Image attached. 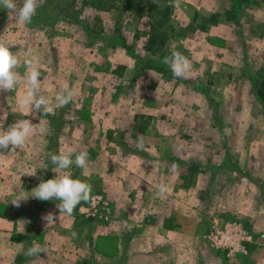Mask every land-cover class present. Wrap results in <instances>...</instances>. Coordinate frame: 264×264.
I'll return each instance as SVG.
<instances>
[{
  "label": "rangeland",
  "instance_id": "rangeland-1",
  "mask_svg": "<svg viewBox=\"0 0 264 264\" xmlns=\"http://www.w3.org/2000/svg\"><path fill=\"white\" fill-rule=\"evenodd\" d=\"M68 1L44 0L35 14L42 20L28 24L0 8V42L19 58L22 78L28 54L38 59L40 94L53 108H20L25 83L0 91V132L23 119L34 124L24 147L0 149V264H264V106L251 84L264 75V2L245 3L232 22L229 0H127L136 9L121 20L91 6L59 15L56 5ZM148 6L172 11L163 53L145 48ZM171 50L190 60L185 78L162 62ZM65 85L76 94L57 107ZM68 147L86 151L88 163L67 171L102 195L110 213L88 215L90 200L60 214L58 200L30 197L57 175L49 153ZM188 163L200 171L185 188ZM18 197L28 199L17 207ZM215 219L253 235L246 255L230 258L207 244ZM34 243L47 253L26 257Z\"/></svg>",
  "mask_w": 264,
  "mask_h": 264
},
{
  "label": "clouds",
  "instance_id": "clouds-1",
  "mask_svg": "<svg viewBox=\"0 0 264 264\" xmlns=\"http://www.w3.org/2000/svg\"><path fill=\"white\" fill-rule=\"evenodd\" d=\"M19 0H0V8L13 13L16 19L22 24L31 22L36 14L37 8L42 6L44 0H22V6H18ZM181 0H170L169 6L179 7ZM171 70L176 78H185L191 69L190 60L182 53L171 50L170 54L165 56L162 61ZM20 60L4 43L0 42V91H14L21 83L27 85L25 94L19 100L20 108H28L32 114L38 111L45 115L50 114L53 108L50 106L49 99L40 94V70L39 61L31 53L24 61L27 69L25 76L16 71ZM75 90L64 86L56 97V106L63 107L70 103L75 96ZM34 131V124L29 119L19 120L8 127L6 131L0 132V149H9L15 151L17 148L25 146L26 141ZM144 142L141 138L137 140V148L143 149ZM53 172L57 175L53 179L41 181L39 185L31 192L30 197L41 201L58 200L57 208L60 214L71 215L78 204L89 202L92 199V186L80 179L72 178L67 171L73 165L80 169H86L88 163V153L86 151H77L73 147L61 149L58 154L49 153ZM175 168V165H173ZM35 175V173H29ZM157 195L165 198L168 193V186L161 181L156 185ZM28 198L18 197L12 200V204L19 207L21 200ZM47 224L54 221V216L49 213L43 217ZM75 235V233H73ZM41 253H47V247L34 243L24 251L26 257H36Z\"/></svg>",
  "mask_w": 264,
  "mask_h": 264
},
{
  "label": "trees",
  "instance_id": "trees-1",
  "mask_svg": "<svg viewBox=\"0 0 264 264\" xmlns=\"http://www.w3.org/2000/svg\"><path fill=\"white\" fill-rule=\"evenodd\" d=\"M52 1V0H51ZM120 1V2H119ZM231 6L229 10H227V15L232 19V22H235V15L237 10L240 9L242 5L246 4H259L264 2V0H229ZM78 5V9H75ZM86 6L104 8L105 10L117 12L119 16V20L123 19L126 15L133 14L136 9L133 4H130L127 0H69L66 4L61 3V5H56L59 7V15L63 14L67 17H71L69 11H83ZM49 11H54V9H49ZM128 12H132L129 13ZM171 9L166 6L163 9H155L152 6L147 7V14L151 20V27L148 34V38L145 43V48L152 52H164L168 39L170 38L169 32L173 30L174 21L171 20ZM35 21H41L42 19L35 15ZM47 18L44 17V19ZM126 49L129 50L130 54L134 56L136 59L140 60V55H135L131 52V47L126 45ZM120 70L118 71V75H122L125 66H120ZM116 74V75H117ZM252 87L254 89V94L259 99L261 104L264 106V75L260 74L255 76L251 80ZM139 116V115H137ZM145 129L142 128V131ZM200 171V167L196 163H188L184 172L180 175V186L185 188H190L195 184L197 173ZM249 245V249H250ZM226 255V252L223 251Z\"/></svg>",
  "mask_w": 264,
  "mask_h": 264
},
{
  "label": "built area",
  "instance_id": "built-area-1",
  "mask_svg": "<svg viewBox=\"0 0 264 264\" xmlns=\"http://www.w3.org/2000/svg\"><path fill=\"white\" fill-rule=\"evenodd\" d=\"M100 209L110 213L109 202L99 194L93 195L88 205L82 207L88 215H96ZM205 239L210 247L225 251L230 258H235L248 253L249 245L253 242V235L240 222H220L215 219Z\"/></svg>",
  "mask_w": 264,
  "mask_h": 264
},
{
  "label": "crops",
  "instance_id": "crops-1",
  "mask_svg": "<svg viewBox=\"0 0 264 264\" xmlns=\"http://www.w3.org/2000/svg\"><path fill=\"white\" fill-rule=\"evenodd\" d=\"M209 229H210V226H209ZM208 232V231H207ZM206 232V233H207ZM207 242V241H206ZM208 244V243H207ZM250 244H252V243H250ZM209 245V244H208ZM212 248V247H211ZM213 249H215V248H213ZM215 251H217V252H223L222 250H220V249H216ZM244 256V255H243Z\"/></svg>",
  "mask_w": 264,
  "mask_h": 264
}]
</instances>
